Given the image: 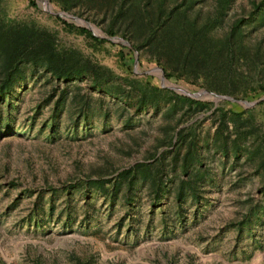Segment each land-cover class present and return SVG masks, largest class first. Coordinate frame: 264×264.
Returning a JSON list of instances; mask_svg holds the SVG:
<instances>
[{"label":"rangeland","instance_id":"374dc122","mask_svg":"<svg viewBox=\"0 0 264 264\" xmlns=\"http://www.w3.org/2000/svg\"><path fill=\"white\" fill-rule=\"evenodd\" d=\"M216 3L0 0V264H264V60L216 53L264 0Z\"/></svg>","mask_w":264,"mask_h":264},{"label":"trees","instance_id":"16d2710c","mask_svg":"<svg viewBox=\"0 0 264 264\" xmlns=\"http://www.w3.org/2000/svg\"><path fill=\"white\" fill-rule=\"evenodd\" d=\"M216 1H217V3H216V14H217V16H215L216 17L215 20L220 19L222 16L224 17V15L226 14V11L228 10L229 5H230L232 0H216ZM156 6H158V5H156ZM262 9L263 8L258 9V10H252V12L249 14L250 15H254L257 13L259 14L262 11ZM162 13H164V11H163V8L160 6L159 7V15L157 16L158 18L155 19L153 23H150V29L152 31L153 36H155V34H156L158 24L162 23V21L164 22L168 18V16L166 18H164L165 16ZM181 15L184 16V14H181ZM82 30L87 32L94 40H96L98 42L106 41L104 38H100V37H96V36L92 35L91 32L85 28H82ZM242 30H243V28L241 26V19L238 17L230 25V28H229L227 34L225 35V37L223 38V40L220 39L218 41L220 46L216 49V53H218L220 56L222 54H225V65L220 66L223 75L227 73L226 75L230 76L231 74L236 73L235 75H237L240 79L243 78V73H245L246 70H251V66L255 64L256 58H258V62L261 60H264V43H262L263 39L259 38L256 40V42L253 43L254 53L250 57V54H249L250 48L247 46L248 43L244 42V40H243ZM163 32L164 31H161L158 34V38L164 34ZM163 38L165 39V37H163ZM20 40H21V38H20ZM27 41H28L27 39L22 40V42L20 44H24ZM170 41L174 42V41H176V38L171 37ZM161 45H163L162 42L160 43V46ZM204 46L208 47V48H206V50L211 51V44L205 43ZM21 47L24 48L23 46H21ZM44 47L48 50L49 55L55 54L53 48H51V41L50 40L45 41ZM163 47L165 48V50L159 48L157 50V52L154 54H155V58L157 60H159L161 65L163 66L164 71H166L165 75L167 77H169L170 74H167V69L172 66L173 60L171 59V55L167 50V49H170L169 44L166 43V44H164ZM21 51H23V50H21ZM163 54L166 57L163 56ZM122 55L124 56L123 53H122ZM163 57H164V60H163V62H161V59H163ZM236 63H237V65H240L242 68H238V69L234 68L233 65ZM60 66L61 65L54 66L53 72L55 74L59 73L61 75H68L67 73L69 72L71 67L70 66L60 67ZM195 66H196V69H198V66L197 65H195ZM183 67L187 68L188 63L184 61L181 68H183ZM230 69H232V70H230ZM182 98L188 103L189 107L195 106V107H201L202 108V107L206 106L205 103H200L199 101H194V100H192L186 96H183ZM182 140H183V138H182L181 131L177 132V134L175 136V140L172 141V138H171L173 146H177ZM176 155H178V153H176ZM191 160H192L191 154L187 150L183 156L182 169L186 170L188 168L189 164L191 163ZM160 166H161V164H160ZM135 173L136 172H135V168H134L132 170H125V171L120 172L119 176L125 177V175H128L129 178L130 177L133 178ZM155 184L157 186V189L155 190L156 196L158 197V188L160 185V180H156ZM189 186L192 189V191L194 192L195 190L192 188L191 183L189 184Z\"/></svg>","mask_w":264,"mask_h":264},{"label":"water","instance_id":"95a60500","mask_svg":"<svg viewBox=\"0 0 264 264\" xmlns=\"http://www.w3.org/2000/svg\"><path fill=\"white\" fill-rule=\"evenodd\" d=\"M203 92H207V91L204 90ZM208 94H211V92H208ZM217 98H224V96L216 95L215 100H217Z\"/></svg>","mask_w":264,"mask_h":264},{"label":"bare ground","instance_id":"6f19581e","mask_svg":"<svg viewBox=\"0 0 264 264\" xmlns=\"http://www.w3.org/2000/svg\"><path fill=\"white\" fill-rule=\"evenodd\" d=\"M204 94H207L208 95V93H204ZM209 95H211V94H209Z\"/></svg>","mask_w":264,"mask_h":264}]
</instances>
